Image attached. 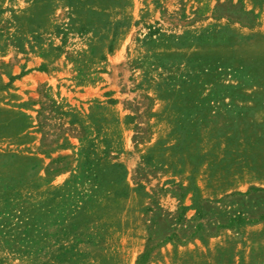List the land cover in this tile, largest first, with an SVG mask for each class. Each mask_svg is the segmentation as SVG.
Returning <instances> with one entry per match:
<instances>
[{
    "label": "rangeland",
    "instance_id": "obj_1",
    "mask_svg": "<svg viewBox=\"0 0 264 264\" xmlns=\"http://www.w3.org/2000/svg\"><path fill=\"white\" fill-rule=\"evenodd\" d=\"M148 249L264 264V0H0V264Z\"/></svg>",
    "mask_w": 264,
    "mask_h": 264
},
{
    "label": "trees",
    "instance_id": "obj_2",
    "mask_svg": "<svg viewBox=\"0 0 264 264\" xmlns=\"http://www.w3.org/2000/svg\"><path fill=\"white\" fill-rule=\"evenodd\" d=\"M62 159H64V157H58V158L52 160V162L49 164V166H48V168H47V172H48V174H50L51 172H52V173H56V172L58 173V172H60V171L65 170L64 168H61V167H55V168H53V167L56 166V164H58V162H59L60 160H62ZM51 168H53V171H50ZM120 177L123 178L124 175H121ZM149 253H150V250L148 249V250H146V252L142 255V257H141L142 264L145 263V262L147 261V259L149 258Z\"/></svg>",
    "mask_w": 264,
    "mask_h": 264
}]
</instances>
